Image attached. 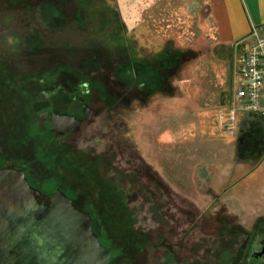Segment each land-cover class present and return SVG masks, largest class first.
I'll use <instances>...</instances> for the list:
<instances>
[{"label":"rangeland","instance_id":"obj_1","mask_svg":"<svg viewBox=\"0 0 264 264\" xmlns=\"http://www.w3.org/2000/svg\"><path fill=\"white\" fill-rule=\"evenodd\" d=\"M81 4L83 17L71 14L61 26H44L35 13L32 19L27 13V22L31 28L41 26L44 42L57 48L94 43L116 50L125 48L132 58H142L145 53L161 50L172 39L175 46L191 49L197 56L183 67L176 81L182 96L171 101L156 94L141 110L132 107L109 113L100 84L86 83L82 87L85 81L80 75L66 69L52 71L51 79L38 87L35 80L24 84L30 117L21 140L36 141L39 157L46 162L36 172L28 168L33 180L44 189L62 188L94 215V231L113 248L112 264H264V257L251 256L254 249L249 246L253 238H264L263 201L248 196V190L233 183L223 190L201 187L182 195L172 189L171 194L147 178L137 157L140 155L156 170L171 189V128L175 123L177 127L197 123L196 119L204 115L200 119L207 122L211 133L238 136V128L233 134H223L218 123L221 112L227 113L220 98L229 99L234 93L241 46L217 42L204 4L198 6V0H81ZM16 17L0 13V42L14 49L19 47L20 31L15 22L21 16ZM79 98L95 108L91 119L67 137H42L41 133L50 128L52 110L82 114ZM174 108H178L177 116L171 115ZM245 136L246 141L240 140V156L264 158V125L247 130ZM59 142L77 153V163L81 160L105 179L109 189H114L111 197L120 196L126 207L122 230L132 233L136 253L125 255L120 241L104 235L97 214L99 194L88 187L91 183L77 179L56 163L54 149ZM116 145L123 151L117 147L115 151ZM19 154L18 158L24 155ZM0 159L20 161L7 156ZM204 160L212 162L211 156ZM20 162L29 164L23 159ZM79 164L76 168L80 172L83 169Z\"/></svg>","mask_w":264,"mask_h":264},{"label":"trees","instance_id":"obj_2","mask_svg":"<svg viewBox=\"0 0 264 264\" xmlns=\"http://www.w3.org/2000/svg\"><path fill=\"white\" fill-rule=\"evenodd\" d=\"M83 12L85 11L81 0H0V13H13L22 17L19 22H15L16 29L20 30L19 47L14 49L0 42V149L13 150L15 154L24 153L22 158L30 166H36L38 161L42 162V158L38 154L39 148L35 147L36 141L21 140L27 133L26 124L30 117L28 97L24 91V84L27 82L35 80L37 85H43L51 79L52 71L66 69L80 75L85 81L82 87L86 83L100 84V95L109 104V113L132 107L141 110L150 104L156 94L171 100L182 96L176 81L179 80L183 67L197 56L191 49L175 46L172 39L166 41L161 50L145 53L142 58H132L125 48L116 50L94 43L57 48L47 45L42 38L44 35H41L43 28L29 27L26 17L30 13L32 19V14L35 13L44 26L52 27L65 24L71 14L76 13L83 17ZM1 29L3 28H0V32ZM44 135L50 137L48 133ZM116 147L123 151L121 145L114 146L115 151ZM56 151V163L63 165L77 179L84 178L85 182L91 183L88 187L99 194L96 202L97 214L104 235L113 241H120L124 245L125 255L136 253L134 239L130 236L132 233L122 230L126 207L120 196L111 197V192L115 194L114 189H109L105 179L95 175L89 165H83L81 160L77 163V153L74 154L70 148L63 147ZM137 157L147 178L159 185L160 190L172 194V188L170 189L162 176L140 155ZM78 164L83 169L80 172L76 168ZM98 237L105 245L102 234H98Z\"/></svg>","mask_w":264,"mask_h":264},{"label":"crops","instance_id":"obj_3","mask_svg":"<svg viewBox=\"0 0 264 264\" xmlns=\"http://www.w3.org/2000/svg\"><path fill=\"white\" fill-rule=\"evenodd\" d=\"M202 2L217 42L240 45L243 54L252 28L264 25V0H198V6ZM231 99L232 96L221 97V107L228 108ZM174 109L171 115L177 116L178 108ZM203 116L195 117L197 123H184L180 127L175 123L171 128V188L189 195L201 187L223 190L232 183L239 184L236 188L248 190V196L264 204V158L254 160L250 154L241 157L239 145L241 139L246 141L247 130L264 125V117L241 113L237 119L238 136L236 133L223 136L211 133L207 122L200 119ZM208 156L212 162L204 160Z\"/></svg>","mask_w":264,"mask_h":264},{"label":"water","instance_id":"obj_4","mask_svg":"<svg viewBox=\"0 0 264 264\" xmlns=\"http://www.w3.org/2000/svg\"><path fill=\"white\" fill-rule=\"evenodd\" d=\"M84 110L89 119L91 110ZM49 116L54 133L81 121L68 113ZM47 197L41 198L22 169L0 167V264H111V248L99 240L90 212L59 189Z\"/></svg>","mask_w":264,"mask_h":264},{"label":"built area","instance_id":"obj_5","mask_svg":"<svg viewBox=\"0 0 264 264\" xmlns=\"http://www.w3.org/2000/svg\"><path fill=\"white\" fill-rule=\"evenodd\" d=\"M249 38L238 61L236 86L227 113L219 115L218 128L223 134L235 132L241 113L264 117V25L252 28Z\"/></svg>","mask_w":264,"mask_h":264},{"label":"flooded vegetation","instance_id":"obj_6","mask_svg":"<svg viewBox=\"0 0 264 264\" xmlns=\"http://www.w3.org/2000/svg\"><path fill=\"white\" fill-rule=\"evenodd\" d=\"M39 85H37L36 87H38ZM80 105V110L82 112V114H77L75 111H67V110H52V111H55V112H58V113H68V114H73L76 118H79L81 121L79 123V125L69 131H66V132H60V133H54L52 130H51V122H50V128L47 130L46 134L48 133L49 136H53L54 138H58V137H67L69 135H71V133L73 131H75L76 129H78L84 121L86 120H90L91 119V116L94 114L95 112V108L90 105L88 102H86L83 98H79V103ZM85 107H89V109L91 110V116L89 119H85ZM50 117V116H49ZM50 119V118H49ZM42 134V137H45V133H41ZM40 134V135H41ZM47 138V137H46ZM66 145H64V143L62 142H59V145L54 149V152L55 150L57 149H61L63 147H65ZM19 154V153H18ZM18 154H15V152L13 150H8V151H5V150H1L0 149V158L1 157H10V158H14L15 160L18 159V160H22L24 162H26V160L24 158H22V155L20 158H18ZM20 155V154H19ZM1 160V159H0ZM98 161L100 160V158L97 159ZM16 162V161H12V162H8V161H0V167H15V168H19V169H22L23 172H24V175L25 177L27 178L29 184L31 186H33L34 188L38 189L40 191V196L42 199H45L46 201L48 200V197L47 195L57 189L63 191L68 197H70L72 199V201L74 202V204H76L78 207L82 208L83 210H85L82 206H80L76 200L71 196L69 195L65 190H63L62 188L60 187H54V188H42L40 185H38L32 178V175H30L29 171H28V168H30V172L33 171V172H36L39 170V166H42V164H46L45 161H43L41 164H37L36 166H30L29 164H23L21 162ZM87 211V210H86ZM89 212V211H88ZM91 216H92V222H93V215L92 213L90 212ZM93 225V224H92ZM264 236V235H263ZM263 241H264V238L263 237H260L259 239H252L249 243V246L250 247H253V251L251 253V256L254 257V258H257V259H261L262 257H264V254H261L259 255V253L261 252V250L264 248V244H263ZM108 246V245H106ZM111 248V253H110V258H111V264H112V258H113V255H114V252H113V248L111 246H108ZM250 256V257H251Z\"/></svg>","mask_w":264,"mask_h":264}]
</instances>
